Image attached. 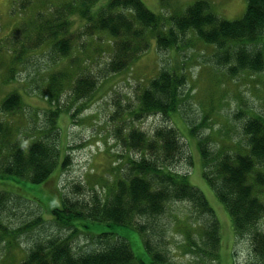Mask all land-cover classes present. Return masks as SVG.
Returning <instances> with one entry per match:
<instances>
[{
    "label": "rangeland",
    "instance_id": "1",
    "mask_svg": "<svg viewBox=\"0 0 264 264\" xmlns=\"http://www.w3.org/2000/svg\"><path fill=\"white\" fill-rule=\"evenodd\" d=\"M63 1L0 0V122L10 128V141L28 145L45 137L55 119L60 161L68 156L66 166L59 165L48 184L0 172V264H19L34 242L56 235L74 234L72 244L79 251L94 246L102 231L125 237L135 255L149 264L151 257L142 235L133 225L101 223L89 228L78 223L79 230L73 231L57 225L52 210L62 205V196L89 201L97 192L105 198L128 156L141 157L140 151L125 141L130 130L137 128L152 135L157 127L170 125L180 130L185 143V152L171 161L170 167L188 174L191 183L205 193L220 223L219 249L211 255L202 242L206 216L187 200L170 202L160 219L170 264H254L249 239L237 234L227 208L204 177L198 139L209 136L211 150H235L246 143L242 132L246 115L238 113L244 108L264 116V70L230 77L213 59L215 46L196 31L181 35L173 48L160 50L155 31L149 29L147 51L126 69L100 77L89 96H78L74 91L77 77L100 74L112 56L115 40L106 31L80 34L75 15L69 54H56L51 48L54 39L38 44L43 21L52 17L54 5ZM196 1L143 0L161 17L166 29L173 26V16L184 14ZM207 1L210 11L230 20L242 18L248 2ZM23 4L28 6L23 9ZM163 67L184 68L188 82L180 111L170 117L162 112L136 115L141 93ZM14 92L21 95V105L3 111V102ZM58 109L56 116L51 114ZM148 155L157 154L149 149Z\"/></svg>",
    "mask_w": 264,
    "mask_h": 264
},
{
    "label": "trees",
    "instance_id": "2",
    "mask_svg": "<svg viewBox=\"0 0 264 264\" xmlns=\"http://www.w3.org/2000/svg\"><path fill=\"white\" fill-rule=\"evenodd\" d=\"M100 1L65 0L55 4L53 16L43 21L39 32L38 44L54 39L51 48L62 56L72 48L75 15L79 17L80 34L106 31L114 38L112 56L100 74L77 77L74 91L78 96H89L100 77L126 69L147 51L149 29L155 31L160 50L173 48L181 35L196 31L200 38L215 46L213 59L230 77L264 70V0H248L243 17L234 20L210 11L207 0H198L184 14L173 16V26L167 29L161 17L143 0ZM27 6L23 4L22 8ZM182 69L161 68L141 93V104L135 114L162 112L170 117L179 112L188 82ZM21 102V95L14 92L5 99L2 109L14 111ZM58 112L59 109L51 114L56 116ZM238 115H246L242 124L244 145L230 151L211 150L210 137L204 136L198 139V146L206 181L227 208L237 234L249 239L254 264H264V116L244 108ZM194 127H190L191 132ZM56 128L54 119L45 137L25 145L10 141V128L0 122V172L18 180L48 184L59 165L63 168L67 164L68 156L60 161ZM125 141L130 148L140 151L141 157L128 156L120 167L121 176L105 198L97 192L89 201L62 196V205L52 210L57 225L73 231L79 230L78 223L89 228L101 223L133 225L142 235L151 257L149 264H170L163 238L164 222L160 219L170 202L187 200L193 209L206 216L202 242L211 255L216 254L220 223L214 208L205 193L191 183L188 174L170 167V162L185 152L180 130L173 125L159 126L149 135L132 128ZM149 149H154L157 155H148ZM73 235H56L34 242L19 264H145L135 255L129 241L113 231H102L96 236L97 242L94 239V246L79 251L72 244Z\"/></svg>",
    "mask_w": 264,
    "mask_h": 264
}]
</instances>
